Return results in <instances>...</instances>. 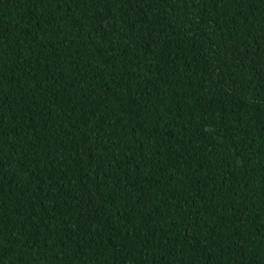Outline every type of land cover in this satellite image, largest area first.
<instances>
[{"label":"trees","instance_id":"16d2710c","mask_svg":"<svg viewBox=\"0 0 264 264\" xmlns=\"http://www.w3.org/2000/svg\"><path fill=\"white\" fill-rule=\"evenodd\" d=\"M0 264H264V0H0Z\"/></svg>","mask_w":264,"mask_h":264}]
</instances>
